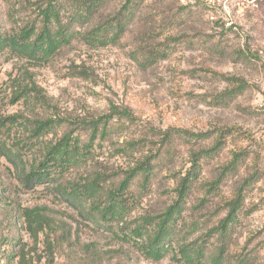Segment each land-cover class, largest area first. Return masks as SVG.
Listing matches in <instances>:
<instances>
[{"label":"rangeland","instance_id":"rangeland-1","mask_svg":"<svg viewBox=\"0 0 264 264\" xmlns=\"http://www.w3.org/2000/svg\"><path fill=\"white\" fill-rule=\"evenodd\" d=\"M50 9L51 30L65 39L56 50H11L6 40L39 31ZM0 37V264H197L182 256L185 245L201 246L207 263L225 201L255 167L261 176L245 191L220 264L248 251L249 264H264V0H0ZM107 119L91 141L92 122ZM228 127L224 147L201 162L165 252L146 256L141 246L176 200L191 152L213 144L215 133L195 134ZM166 131L174 149L163 169L145 189L127 190L123 214H104L124 172L167 148ZM64 135L87 151L50 163L51 177L27 187L25 175ZM241 148L249 158L218 196L206 193Z\"/></svg>","mask_w":264,"mask_h":264},{"label":"trees","instance_id":"trees-1","mask_svg":"<svg viewBox=\"0 0 264 264\" xmlns=\"http://www.w3.org/2000/svg\"><path fill=\"white\" fill-rule=\"evenodd\" d=\"M129 1V0H127ZM52 13V19L48 18L45 14L43 16L44 24L43 27L35 32L34 28L28 27L25 30H21L20 33L15 34L14 36L6 40L9 48L13 50L18 55H26L29 58H45L53 53L56 48L65 40L61 29L58 28L55 31L51 30L50 25L52 22L50 20L57 19V11L54 9L49 10ZM122 23L118 21L114 28L121 29ZM118 34L116 33V37ZM5 42L4 39L0 37V43ZM241 88V87H240ZM238 90V89H237ZM233 90H227L226 93H233ZM107 120H95L91 124V134L89 135L90 140H94L96 133L104 135L108 131ZM102 122V128L99 130L98 124ZM233 132V128H224L213 130L212 132H203L200 134H195L196 139L198 138H209L213 133L212 146L207 148L199 149L198 151L191 152V165L186 170L185 175L178 176L177 186H176V200L158 216L157 222L154 224L153 233L151 236L145 239V243L142 244L141 248L143 253L146 256L153 258H160L166 250V237H171L172 224L174 222L175 215L180 213L188 194L192 191L197 180L198 175L201 172V162L220 151L225 145L226 139ZM181 134V133H180ZM186 135H194L189 132L182 133ZM173 133L166 131L162 138V143H167V148L163 151H159L153 156H147L145 160L140 161L136 166L132 167L129 171L124 172L118 186L113 190H110L107 194L106 203L103 207L104 214L112 215L116 217L117 215L123 214L125 209V203L123 202V196L126 194L129 188L132 189L134 183H137L141 189H145L149 182L153 180L157 172H160L163 169V165L166 160V153L168 150L174 149L173 146ZM69 135H64L57 143L50 146L45 155L44 161H41L37 167L29 171L25 175L26 186L31 188L34 184H40L45 179L51 177L49 172L50 163L60 162L61 165H69L71 162H75L77 158L85 151L87 147L80 152L75 142L70 140ZM172 143V145H171ZM71 144L72 147H71ZM88 146V145H86ZM166 146V145H165ZM173 147V148H172ZM249 158V152L241 148L238 152L233 153L231 160L221 166L219 173L216 178L210 182L204 184L206 186V193H212L214 196H218L221 192V188L225 183V179L231 175H235L239 170V167ZM261 176V171L258 167H255L253 172H251L246 177L242 178L238 187L234 191L233 195L225 201L226 214L218 222L219 224L215 226L212 231L219 232L220 241L216 247L215 255H212V258L209 259V262L204 264H220L222 261V255L226 249L227 243L226 236L228 235V230L231 228V225L236 220L237 212L242 207L245 191L248 187L253 186V184ZM96 183L91 182L89 187L85 188V192H93ZM143 227V225H142ZM136 235H141V228L138 227L135 231ZM182 256L189 262L201 264V259L204 254L203 249L196 245L193 247L183 246L180 250ZM255 256L252 252L248 251L243 255L239 256L233 264H249V261L254 259ZM252 264V263H251Z\"/></svg>","mask_w":264,"mask_h":264}]
</instances>
